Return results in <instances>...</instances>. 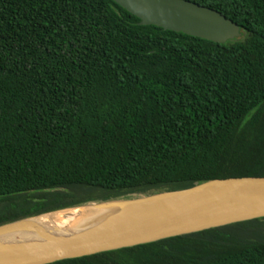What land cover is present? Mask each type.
I'll return each mask as SVG.
<instances>
[{"label": "trees", "instance_id": "16d2710c", "mask_svg": "<svg viewBox=\"0 0 264 264\" xmlns=\"http://www.w3.org/2000/svg\"><path fill=\"white\" fill-rule=\"evenodd\" d=\"M242 36L142 26L113 0H0V226L264 178V0H188ZM54 264H264V219Z\"/></svg>", "mask_w": 264, "mask_h": 264}, {"label": "water", "instance_id": "95a60500", "mask_svg": "<svg viewBox=\"0 0 264 264\" xmlns=\"http://www.w3.org/2000/svg\"><path fill=\"white\" fill-rule=\"evenodd\" d=\"M113 1L142 26L217 44L242 36L241 27L222 13L188 0ZM83 206L89 210L63 237L35 228L43 238L40 243L0 245V264H54L264 219V178L214 180ZM40 216L0 226V232L26 226Z\"/></svg>", "mask_w": 264, "mask_h": 264}, {"label": "bare ground", "instance_id": "6f19581e", "mask_svg": "<svg viewBox=\"0 0 264 264\" xmlns=\"http://www.w3.org/2000/svg\"><path fill=\"white\" fill-rule=\"evenodd\" d=\"M89 207H76L40 216L26 226L0 232V245L40 243L43 238L35 232L39 228L47 236L63 237L70 233L72 226L83 216Z\"/></svg>", "mask_w": 264, "mask_h": 264}]
</instances>
